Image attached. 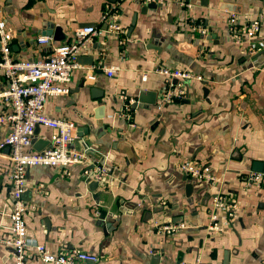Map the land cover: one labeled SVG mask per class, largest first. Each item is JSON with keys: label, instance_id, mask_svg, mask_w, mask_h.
<instances>
[{"label": "crops", "instance_id": "obj_1", "mask_svg": "<svg viewBox=\"0 0 264 264\" xmlns=\"http://www.w3.org/2000/svg\"><path fill=\"white\" fill-rule=\"evenodd\" d=\"M115 2L0 0L13 33L11 55L18 60L50 53V44L39 43V37L60 44L76 28L97 30L78 56L82 63L91 58L93 65L78 63L69 92L49 97L44 106L47 116L75 123L71 149L87 160L69 165L67 174L48 166L27 169L24 264H42L36 244L52 253L81 250L98 257L83 264H264V187L241 179L253 161L264 164V22L239 45L227 24L231 14L241 25L257 17L264 0H161L145 12L146 5L125 0L118 5L123 45L102 21ZM56 26L63 41L41 34ZM109 67L118 68L112 77L104 70ZM159 68L181 69L202 80L187 81V97L167 103ZM86 72L92 81H86ZM6 86L0 70V91ZM139 90L147 102L121 113L120 92L125 104L133 105ZM4 112L0 103V116ZM7 133V125L0 124V141ZM50 137L51 131L39 126L32 150ZM8 153L0 150V264H14L7 244L12 238ZM184 163L206 167L214 181L190 179L181 170ZM99 164L107 173L99 180L90 177L98 182L91 190L84 170ZM184 178L193 183L189 198ZM219 196L234 205V216L219 224V231H210L211 212L225 215V209L213 206ZM169 224L184 227L167 235L157 229Z\"/></svg>", "mask_w": 264, "mask_h": 264}, {"label": "built area", "instance_id": "obj_2", "mask_svg": "<svg viewBox=\"0 0 264 264\" xmlns=\"http://www.w3.org/2000/svg\"><path fill=\"white\" fill-rule=\"evenodd\" d=\"M125 0H117L103 13L102 21L107 22V33L116 36L118 44L125 42L124 31L118 22V5ZM137 3L147 5L160 2L161 0H134ZM190 7V4H185ZM264 22V10L257 17L240 24L238 17L231 14L227 20L230 37L237 45L245 39H252L259 31ZM194 30L196 27L193 28ZM97 34L93 26H83L73 31L69 41L53 44L50 37H39L37 41L42 44H50V53L43 59H15L11 55V40L13 33L7 28L6 22L0 10V70L2 71L7 86L0 91V103L6 110L0 116V124L7 125L8 133L0 141V150L7 148V158L11 162V198L12 206L9 213L11 220L12 238L7 241L13 248L14 264H24L27 248L29 245L27 227L24 214L27 210L22 194L27 190L26 173L31 166H48L65 169L74 163L87 160V155L75 152L71 144L76 139V125L74 122L52 118L44 113L45 102L49 97L61 96L69 92V82L72 72L79 67L77 58L82 47ZM206 35L205 29L201 30ZM117 67L105 68L108 77H112ZM165 77V89L162 100L167 103L183 101L187 97V81H201L200 76H194L190 72L181 69L159 68L155 70ZM86 81H92L94 76L86 72ZM145 77V76H144ZM174 80L177 83L174 84ZM123 98L124 111H131V102L128 101L124 92H120ZM120 113V114H121ZM36 126H43L51 131L49 145L43 150H32L34 130ZM100 165V164H99ZM84 170L85 177L101 179L106 169L100 165ZM182 172L195 181L213 182L214 176L206 167L197 163H184L181 165ZM245 185L264 187V167L261 172L249 171L241 176ZM213 206L215 209H225V215L219 217L216 212H211L208 229L219 231L221 223L234 216V205L226 202L222 197H215ZM183 224H169L157 226L161 233L170 234L183 228ZM36 260L42 264H83L95 263L98 257L94 254L81 250H72L68 253H52L45 246H34ZM178 264H201L200 261L188 263L180 261Z\"/></svg>", "mask_w": 264, "mask_h": 264}, {"label": "water", "instance_id": "obj_3", "mask_svg": "<svg viewBox=\"0 0 264 264\" xmlns=\"http://www.w3.org/2000/svg\"><path fill=\"white\" fill-rule=\"evenodd\" d=\"M111 2H115V0H110ZM156 7V4L152 3V4H147L146 6H144L142 8V12H145L148 8H154ZM88 25V24H87ZM47 29H49V27H47ZM50 31V29H49ZM49 31H46L43 30L41 32L42 35H47L49 36V34H52L53 33V39L56 40V41H63L66 37L65 35L62 33V29L61 27L59 26H56L54 28V30H52L53 32H49ZM77 63H80V64H85V65H93V62L91 60V58L89 59H86L84 63L80 62V58L78 57L77 58ZM176 81V80H175ZM203 91L205 92V89H203ZM188 101V100H186ZM147 102V97H146V93L143 91V90H139V93H138V99L137 101L135 102V104L131 105V108H136L137 105H139L140 103H146ZM39 128V126H36L35 127V130H34V134H37V129ZM34 140V139H33ZM46 144V147L49 145V141L47 140L46 142H42L41 144L39 145H36L34 148L33 151H36V152H39L43 149L40 150V148ZM88 144V143H87ZM264 167V164L262 162H256V161H253L252 162V167H251V171H254V172H261L262 169ZM92 167H90L91 169ZM89 169V168H88ZM84 180L86 181V183L89 184L91 190H94V188L97 187V184L98 182L95 181V180H92V178L90 177H85ZM184 181L186 182V186H185V194H186V197L189 198L190 195L192 194L193 192V183L187 181V178H184ZM201 190V189H200ZM200 190H198L200 192ZM30 192L29 189H27L23 194H22V199L25 200V196L28 195ZM147 216V213L145 214ZM105 217V212H102L101 215H100V218L103 219Z\"/></svg>", "mask_w": 264, "mask_h": 264}]
</instances>
